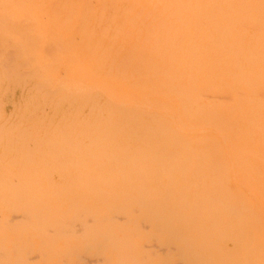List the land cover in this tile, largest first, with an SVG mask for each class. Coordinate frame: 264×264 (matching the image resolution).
Returning <instances> with one entry per match:
<instances>
[{
  "label": "bare ground",
  "instance_id": "bare-ground-1",
  "mask_svg": "<svg viewBox=\"0 0 264 264\" xmlns=\"http://www.w3.org/2000/svg\"><path fill=\"white\" fill-rule=\"evenodd\" d=\"M0 264H264V0H0Z\"/></svg>",
  "mask_w": 264,
  "mask_h": 264
}]
</instances>
